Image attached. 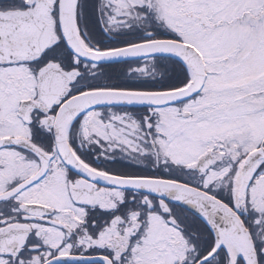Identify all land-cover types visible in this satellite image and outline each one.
<instances>
[{"label":"snow or ice","instance_id":"1","mask_svg":"<svg viewBox=\"0 0 264 264\" xmlns=\"http://www.w3.org/2000/svg\"><path fill=\"white\" fill-rule=\"evenodd\" d=\"M0 264H264V0H0Z\"/></svg>","mask_w":264,"mask_h":264}]
</instances>
